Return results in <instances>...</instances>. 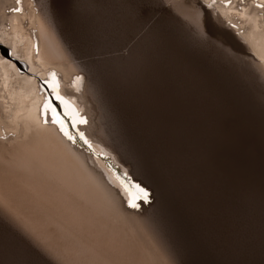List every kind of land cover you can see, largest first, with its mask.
Masks as SVG:
<instances>
[{
  "label": "bare ground",
  "instance_id": "6f19581e",
  "mask_svg": "<svg viewBox=\"0 0 264 264\" xmlns=\"http://www.w3.org/2000/svg\"><path fill=\"white\" fill-rule=\"evenodd\" d=\"M0 264H264V0H0Z\"/></svg>",
  "mask_w": 264,
  "mask_h": 264
},
{
  "label": "snow or ice",
  "instance_id": "6c2138e0",
  "mask_svg": "<svg viewBox=\"0 0 264 264\" xmlns=\"http://www.w3.org/2000/svg\"><path fill=\"white\" fill-rule=\"evenodd\" d=\"M17 3H19V0H17ZM14 10L19 11V9H14ZM58 99H59V97H58ZM81 122H82V121H81ZM62 130H63V128H62ZM136 187H137V189H138V195H137V198L139 199V198H141V196H142L143 199H144V202H145V203H148V192L145 190V188L140 187L139 185H136ZM129 204H130L131 207H138V205L135 204V203H132L131 200L129 201Z\"/></svg>",
  "mask_w": 264,
  "mask_h": 264
},
{
  "label": "water",
  "instance_id": "95a60500",
  "mask_svg": "<svg viewBox=\"0 0 264 264\" xmlns=\"http://www.w3.org/2000/svg\"><path fill=\"white\" fill-rule=\"evenodd\" d=\"M1 48H2V47H1ZM2 49H4V48H2ZM3 53H4V54H7L8 52L6 53L5 50H3ZM5 56H7V55H5ZM17 63H18V62H17ZM17 66L20 67V64L18 63ZM48 96H49L51 102L54 103L55 100L51 97V94H50V93L48 94ZM57 110H58V108H57ZM110 163H111V162H110ZM115 168H117V167H115ZM117 170H119V168H117Z\"/></svg>",
  "mask_w": 264,
  "mask_h": 264
}]
</instances>
